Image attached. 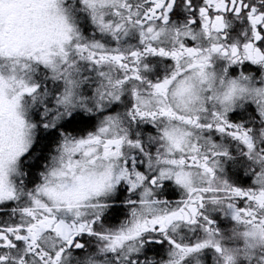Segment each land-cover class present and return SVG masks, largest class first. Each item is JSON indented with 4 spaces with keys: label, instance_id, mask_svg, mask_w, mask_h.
<instances>
[{
    "label": "clouds",
    "instance_id": "9594fccd",
    "mask_svg": "<svg viewBox=\"0 0 264 264\" xmlns=\"http://www.w3.org/2000/svg\"><path fill=\"white\" fill-rule=\"evenodd\" d=\"M219 2L27 0L0 28V264H264V0Z\"/></svg>",
    "mask_w": 264,
    "mask_h": 264
},
{
    "label": "snow or ice",
    "instance_id": "6c2138e0",
    "mask_svg": "<svg viewBox=\"0 0 264 264\" xmlns=\"http://www.w3.org/2000/svg\"><path fill=\"white\" fill-rule=\"evenodd\" d=\"M27 0H0V28H3V26L5 25V23H9L11 24L12 22L15 21V19L20 15V13L23 10V4L26 3ZM209 2H214V0H209ZM233 2V6L235 7V10L237 12L240 11V7H236V0H232ZM161 0H157V7L160 6ZM217 8H221L223 7V0H220L219 3L216 4ZM256 10L253 8L251 12H249L248 14V18L251 21V23L253 24V35L255 37V39L257 41H260L261 43H264V30L258 29L257 28V21L261 20L262 18H264V14H261V16H253V13ZM201 14L205 13V9H200ZM220 17H217V20H219ZM217 46H214V50L216 49ZM244 49H245V59L251 61L252 63H259L264 61V51H261L260 48L254 47L251 42L247 43L244 45ZM188 51H191V49H189ZM232 54L233 56H237L238 58V49L236 48L235 45L232 46ZM47 62V61H45ZM9 85H7L2 78H0V102H3V88L8 87ZM23 91L25 92H32L33 89L32 88H28L25 87L23 89ZM22 124V121L20 122ZM2 128H0V136H2ZM83 143V142H81ZM11 159H14V157H10ZM234 191H236L237 194L239 195H244L243 193H241L239 191V189H235ZM259 199V198H258ZM183 210L181 209L178 212L172 213L170 214L169 217L163 218V219H170L172 217H178L180 216L181 212ZM195 211V209H193V212ZM234 219H239V216L236 215L235 213L233 214ZM185 219H187V216L185 215L184 217ZM45 227H48L47 224L44 225ZM83 227V226H81ZM164 228V224L161 222V229ZM11 231V230H9ZM65 239L68 240L69 243H71V236L65 235L64 236ZM0 239L5 240L6 242H10L8 237L6 236H0ZM17 239H25V237H21L18 236ZM116 242V241H114ZM208 243V242H205ZM79 246V245H77ZM203 244H197L194 245L192 247H189L187 249H184V251L187 252H192L200 247H203ZM177 247H180L179 245H177ZM217 250L219 251V246L217 245ZM60 253H56V256L59 257ZM53 264H55V262H53Z\"/></svg>",
    "mask_w": 264,
    "mask_h": 264
},
{
    "label": "flooded vegetation",
    "instance_id": "af4514ba",
    "mask_svg": "<svg viewBox=\"0 0 264 264\" xmlns=\"http://www.w3.org/2000/svg\"><path fill=\"white\" fill-rule=\"evenodd\" d=\"M75 119H76V117L70 119L69 121L73 120V124H76V120H75ZM67 122H68V121H67ZM67 122H65V123L62 125V127L67 128V126H66V125H67V124H66ZM91 123H92V120H91V119H90V121H89V120H86V121L83 123L84 126H83L82 128L84 129V128L90 126ZM67 129H68V128H67ZM73 130H75V129H73ZM56 135H57V132H56L55 130L50 131V132H48L47 134H43V133H42V134L40 135V137H39L37 143L34 145V148L32 149V151H33V152H37V151H38V152L40 153V155L36 158L35 162L30 163V164L27 165V167H28V168L30 169V171L32 172L31 175H30V178H31V179H34V178H35V176H34V174H35V170L39 167V165H40V160L43 159L44 153L46 152V150L48 149L49 145L51 144L52 140L55 138ZM29 155H31V153H30ZM118 212H119V210L116 209V212H115V213L118 214Z\"/></svg>",
    "mask_w": 264,
    "mask_h": 264
},
{
    "label": "trees",
    "instance_id": "16d2710c",
    "mask_svg": "<svg viewBox=\"0 0 264 264\" xmlns=\"http://www.w3.org/2000/svg\"><path fill=\"white\" fill-rule=\"evenodd\" d=\"M76 124H73V120H71V121H68L66 124V126H67V128L68 129H75V130H82L83 128V126H84V122L86 121V120H89L90 121V119H86V118H83V117H76ZM31 171H30V175H31ZM114 212H116V209H114Z\"/></svg>",
    "mask_w": 264,
    "mask_h": 264
}]
</instances>
